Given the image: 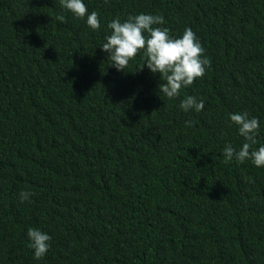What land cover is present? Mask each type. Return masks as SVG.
Listing matches in <instances>:
<instances>
[{
  "label": "trees",
  "instance_id": "obj_1",
  "mask_svg": "<svg viewBox=\"0 0 264 264\" xmlns=\"http://www.w3.org/2000/svg\"><path fill=\"white\" fill-rule=\"evenodd\" d=\"M83 2L98 30L59 0H0V264H264V167L223 162L245 142L230 113L264 145V0ZM139 13L190 27L211 61L175 98L142 53L118 71L101 50ZM29 227L51 236L41 259Z\"/></svg>",
  "mask_w": 264,
  "mask_h": 264
},
{
  "label": "clouds",
  "instance_id": "obj_2",
  "mask_svg": "<svg viewBox=\"0 0 264 264\" xmlns=\"http://www.w3.org/2000/svg\"><path fill=\"white\" fill-rule=\"evenodd\" d=\"M61 7L70 11L76 18L86 17L87 25L93 29L100 28L99 14L89 13L83 0H59ZM56 20L66 22L64 15H57ZM164 17L159 14L139 13L128 15L125 20L119 16L112 19L107 27L110 35L105 37L101 50L106 52L107 59L118 71H125L130 61L135 60L141 53L142 63L138 69L146 66L152 73H158L162 83L158 89L167 98L172 99L180 95L181 89L190 87L202 78L210 67L211 61L204 55V47L195 32L186 27L179 37L170 34V29L162 27ZM204 107V100L193 95H187L180 103V108L188 112L194 109L199 112ZM230 121L238 126L239 135L245 142L239 150L226 144L223 149L224 163L235 159L243 163L250 160L256 167H264V145L254 148L257 144L260 122L257 117H250L247 111L230 113ZM192 121H186L188 127ZM34 193L21 191L20 200H29ZM27 237L29 247L33 249L35 259L43 258L50 248L51 236L39 228L29 227Z\"/></svg>",
  "mask_w": 264,
  "mask_h": 264
}]
</instances>
